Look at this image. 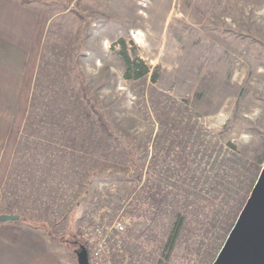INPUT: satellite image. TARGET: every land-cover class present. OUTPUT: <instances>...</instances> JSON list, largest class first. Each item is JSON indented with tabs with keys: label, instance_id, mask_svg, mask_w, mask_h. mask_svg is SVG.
<instances>
[{
	"label": "rangeland",
	"instance_id": "374dc122",
	"mask_svg": "<svg viewBox=\"0 0 264 264\" xmlns=\"http://www.w3.org/2000/svg\"><path fill=\"white\" fill-rule=\"evenodd\" d=\"M139 1L0 0V264L89 258L93 217L109 264L224 244L264 163V0Z\"/></svg>",
	"mask_w": 264,
	"mask_h": 264
},
{
	"label": "water",
	"instance_id": "95a60500",
	"mask_svg": "<svg viewBox=\"0 0 264 264\" xmlns=\"http://www.w3.org/2000/svg\"><path fill=\"white\" fill-rule=\"evenodd\" d=\"M18 219L16 215L0 216V222ZM75 253L77 264H89L83 245H80L79 251ZM212 264H264V163Z\"/></svg>",
	"mask_w": 264,
	"mask_h": 264
},
{
	"label": "built area",
	"instance_id": "2783aa9c",
	"mask_svg": "<svg viewBox=\"0 0 264 264\" xmlns=\"http://www.w3.org/2000/svg\"><path fill=\"white\" fill-rule=\"evenodd\" d=\"M92 219H94L92 225H88V222L83 224L84 232L82 233L84 240L88 244V262L89 264H109L110 249L107 245V236L103 234L102 223L97 218L93 217ZM122 228L120 223L112 227L118 233Z\"/></svg>",
	"mask_w": 264,
	"mask_h": 264
},
{
	"label": "trees",
	"instance_id": "16d2710c",
	"mask_svg": "<svg viewBox=\"0 0 264 264\" xmlns=\"http://www.w3.org/2000/svg\"><path fill=\"white\" fill-rule=\"evenodd\" d=\"M137 65L134 64L128 57H126V69L128 71H131L133 68H138L136 67ZM134 70V69H133ZM147 73V69L142 67L141 71L135 75L136 78H140L143 75ZM129 75H127L128 77ZM81 90L83 94L86 96L87 100L91 103V107L94 109V113L96 114L97 117V122L99 126L101 127L103 133L107 136H112L114 134V130L111 128V126L108 124V122L105 120L104 114L101 113L100 111H96L95 107L97 106V100L96 98L89 96L87 93V88L85 87L84 83H80Z\"/></svg>",
	"mask_w": 264,
	"mask_h": 264
},
{
	"label": "crops",
	"instance_id": "0c3cea01",
	"mask_svg": "<svg viewBox=\"0 0 264 264\" xmlns=\"http://www.w3.org/2000/svg\"><path fill=\"white\" fill-rule=\"evenodd\" d=\"M3 229H4L3 227L2 228L0 227V239L1 240H4L5 238Z\"/></svg>",
	"mask_w": 264,
	"mask_h": 264
},
{
	"label": "bare ground",
	"instance_id": "6f19581e",
	"mask_svg": "<svg viewBox=\"0 0 264 264\" xmlns=\"http://www.w3.org/2000/svg\"><path fill=\"white\" fill-rule=\"evenodd\" d=\"M137 5H141L142 7H144L146 5V0H141V1L137 2Z\"/></svg>",
	"mask_w": 264,
	"mask_h": 264
}]
</instances>
